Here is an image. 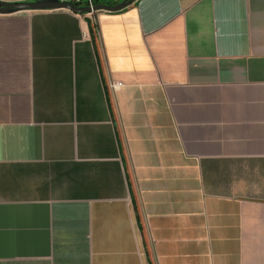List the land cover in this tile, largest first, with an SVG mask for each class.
Listing matches in <instances>:
<instances>
[{
	"label": "crops",
	"instance_id": "1",
	"mask_svg": "<svg viewBox=\"0 0 264 264\" xmlns=\"http://www.w3.org/2000/svg\"><path fill=\"white\" fill-rule=\"evenodd\" d=\"M92 15L0 13V264H264V0Z\"/></svg>",
	"mask_w": 264,
	"mask_h": 264
},
{
	"label": "water",
	"instance_id": "2",
	"mask_svg": "<svg viewBox=\"0 0 264 264\" xmlns=\"http://www.w3.org/2000/svg\"><path fill=\"white\" fill-rule=\"evenodd\" d=\"M136 0H97L84 4L81 0H0V13L8 14L30 10L68 9L79 14H92L99 10L119 11Z\"/></svg>",
	"mask_w": 264,
	"mask_h": 264
},
{
	"label": "trees",
	"instance_id": "3",
	"mask_svg": "<svg viewBox=\"0 0 264 264\" xmlns=\"http://www.w3.org/2000/svg\"><path fill=\"white\" fill-rule=\"evenodd\" d=\"M84 4H92L95 3L97 0H81ZM96 12L93 13L92 18L89 21L90 24V32H91V36L92 39L95 40L96 39V30L98 28V23L96 21Z\"/></svg>",
	"mask_w": 264,
	"mask_h": 264
},
{
	"label": "built area",
	"instance_id": "4",
	"mask_svg": "<svg viewBox=\"0 0 264 264\" xmlns=\"http://www.w3.org/2000/svg\"><path fill=\"white\" fill-rule=\"evenodd\" d=\"M122 85L119 81L111 82L110 87L113 91L117 90Z\"/></svg>",
	"mask_w": 264,
	"mask_h": 264
}]
</instances>
